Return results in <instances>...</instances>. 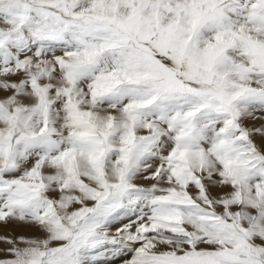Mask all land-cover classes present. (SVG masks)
I'll list each match as a JSON object with an SVG mask.
<instances>
[{"label":"snow or ice","instance_id":"snow-or-ice-1","mask_svg":"<svg viewBox=\"0 0 264 264\" xmlns=\"http://www.w3.org/2000/svg\"><path fill=\"white\" fill-rule=\"evenodd\" d=\"M9 224L0 264H264V0H0Z\"/></svg>","mask_w":264,"mask_h":264},{"label":"rangeland","instance_id":"rangeland-1","mask_svg":"<svg viewBox=\"0 0 264 264\" xmlns=\"http://www.w3.org/2000/svg\"><path fill=\"white\" fill-rule=\"evenodd\" d=\"M257 123H259V122H257ZM3 228L5 230H3ZM0 232H1L0 235L3 234V235H12V236H17V235L32 236V235L38 234L32 228H28V227L16 225V224H9V226L8 225H6V226L0 225ZM4 246H6V245L0 244V249L4 248ZM2 254H0V255H2ZM0 257H2V256H0ZM117 264H119V262H117Z\"/></svg>","mask_w":264,"mask_h":264},{"label":"bare ground","instance_id":"bare-ground-1","mask_svg":"<svg viewBox=\"0 0 264 264\" xmlns=\"http://www.w3.org/2000/svg\"><path fill=\"white\" fill-rule=\"evenodd\" d=\"M9 226V225H8ZM7 229V228H6ZM3 230H5L4 228H3ZM1 233V232H0ZM3 235V234H2ZM4 247H6V246H4ZM3 252H0V254H2ZM4 255V253L2 254V255H0V256H3Z\"/></svg>","mask_w":264,"mask_h":264}]
</instances>
